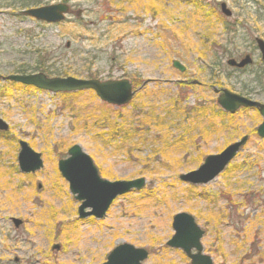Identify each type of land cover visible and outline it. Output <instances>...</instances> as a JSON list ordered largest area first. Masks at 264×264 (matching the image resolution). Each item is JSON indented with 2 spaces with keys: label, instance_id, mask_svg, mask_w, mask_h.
I'll return each mask as SVG.
<instances>
[{
  "label": "rangeland",
  "instance_id": "obj_1",
  "mask_svg": "<svg viewBox=\"0 0 264 264\" xmlns=\"http://www.w3.org/2000/svg\"><path fill=\"white\" fill-rule=\"evenodd\" d=\"M156 1V12L129 0L73 1L82 17L72 14L49 25L21 11L50 0H0L2 77L128 79L135 92L126 109H117L92 91L53 94L0 78V118L10 129L0 133V173H10L15 182L6 188L0 177V264H67L70 255L76 264H103L124 243L149 251L143 264H191L182 251L167 246L178 213L192 215L204 229L203 253L214 264H264V140L257 135L263 119L242 109L218 132L210 130L214 125L207 117L191 111L200 103L217 105L214 87L264 104V63L255 44V38L264 39V0H199L200 6L190 0ZM221 2L232 10V19L217 15ZM209 11L212 36L207 40L204 22L198 26L202 16L194 14ZM247 53L254 54L253 66L242 71L227 66L229 59ZM174 60L185 73L172 67ZM194 81L201 85L187 86ZM172 104L183 111L172 110ZM140 109L149 127L124 141L113 120L140 117ZM184 136L194 145H174ZM244 136H249L247 145L213 182L180 181L207 156ZM20 141L42 154V170L21 173ZM74 145L92 158L102 178H144L146 186L118 198L103 219H80V202L58 171V161ZM53 195L64 204L56 213L48 206ZM12 219L23 225L16 229ZM40 219L47 223L42 234L35 231ZM85 235L96 245L83 259L78 248Z\"/></svg>",
  "mask_w": 264,
  "mask_h": 264
},
{
  "label": "water",
  "instance_id": "obj_2",
  "mask_svg": "<svg viewBox=\"0 0 264 264\" xmlns=\"http://www.w3.org/2000/svg\"><path fill=\"white\" fill-rule=\"evenodd\" d=\"M221 11L227 17L232 16V12L227 8L226 4L221 5ZM69 13L70 9L65 4L31 8L23 12L25 16L47 23L62 22ZM257 45L264 60V41L258 39ZM250 64H252L250 56H246L240 63L235 60L228 61L230 67L238 69H243ZM173 66L181 72L185 71V68L179 62L175 61ZM5 80L25 86H34L52 93L92 90L101 101L115 107L128 105L135 95V92L132 91L131 83L127 80L48 79L43 74L10 75ZM213 91L218 95L217 103L219 107L226 113L234 115L240 109L256 110L263 119L262 124L257 129V134L264 139V104L226 89L219 90L214 88ZM8 129V125L0 119V131H8ZM248 140L249 137L245 136L228 146L221 153L207 156L197 170L180 176V181L193 186L209 184L225 171L248 143ZM18 164L21 171L27 174L35 173L43 168L41 154L36 153L23 141L20 142ZM58 168L62 177L69 183L70 191L76 200L82 202L78 210L81 219L90 216L102 219L114 200L134 190L140 191L146 186L144 178L114 182L102 179L92 158L79 145H74L69 149L68 158L59 161ZM88 208L91 209L90 212L85 211ZM13 223L16 228L22 225V221L16 219H13ZM172 226L175 234L167 243L169 247L181 249L191 260V264H213L211 258L203 254L201 239L204 236V231L196 224L192 216L187 213L177 214L173 219ZM54 249H59V246H55ZM147 257V251L136 249L129 244H123L110 254L108 262L105 264H141Z\"/></svg>",
  "mask_w": 264,
  "mask_h": 264
},
{
  "label": "trees",
  "instance_id": "obj_3",
  "mask_svg": "<svg viewBox=\"0 0 264 264\" xmlns=\"http://www.w3.org/2000/svg\"><path fill=\"white\" fill-rule=\"evenodd\" d=\"M129 1H133V2H138L140 3L146 10L147 9H150L152 12H156L157 11V1L156 0H149V1H146V0H129ZM190 1H193V3H195L197 6H200L201 3L199 2V0H190ZM201 1V0H200ZM144 2V3H143ZM211 12L212 11H209L207 12L206 14H199L197 12H195L194 14V17L196 16H202L200 18H202V22H200L198 24L203 26V22L205 24V29H206V36L205 38L207 40L210 39V37L212 36V32H210L209 28H211ZM217 15L219 16V13L217 12ZM220 17V16H219ZM216 84L215 85H218L219 82H215ZM178 103H182V101L178 100L177 101ZM119 109H126V107L124 108H119ZM175 110V111H179L176 106L174 104H172V110ZM180 111H183L182 109H180ZM179 111V113H180ZM192 112L196 113L197 115L201 116V117H204V118H208L209 121L212 122V124L214 126L210 127V130H213V128H217L218 132H221V131H224L227 129V125H226V122L229 121V119L231 118L230 115L222 112L218 106L216 105L215 101H213V104L209 107V104H204L203 103H200L198 104L197 106H195L192 110ZM188 111L185 109L184 110V114L187 113ZM138 113L141 114V116H135V115H132L133 119L130 120V119H126L124 117H121V118H117L115 120H113V127L115 129V132L122 137V139H124V141H128L129 139V136L131 135V133H137V132H140V130H143L146 128L145 127H149L147 125H145L146 121H145V118H142V109L138 110ZM216 117V119L214 118ZM229 117V118H228ZM134 125H138L139 128H136L134 127ZM153 129H151L152 131ZM149 131V133L151 132ZM205 131V130H204ZM192 144L194 145L192 139L188 136H184L182 138H179L177 140L174 141V145H180V144H185V146L189 145V144ZM168 145L167 143L165 142V145H164V148H167Z\"/></svg>",
  "mask_w": 264,
  "mask_h": 264
},
{
  "label": "bare ground",
  "instance_id": "obj_4",
  "mask_svg": "<svg viewBox=\"0 0 264 264\" xmlns=\"http://www.w3.org/2000/svg\"><path fill=\"white\" fill-rule=\"evenodd\" d=\"M4 175L3 181H2V185L5 186L6 188L11 187L12 185L15 184L14 182V177L10 175V173H0V177H2ZM20 191V190H19ZM21 193L24 194V191H20ZM50 204L48 203V206H50L51 208H53V210L57 212L61 211V209L63 208L64 204L59 200L58 195H53V197H50ZM52 210V211H53ZM54 216H51L49 218V222L51 223L53 220ZM46 222H43V219H40L36 222L35 224V231L42 234L46 231L47 226H46ZM96 245V243L93 241V237L85 235V238L80 242L79 244V248L78 251H81V257L83 259H86L88 256V252L91 250V248H93ZM36 247H39V244L36 245ZM40 257V256H39ZM75 258H73L71 255L70 257L67 258L66 263L67 264H76L75 263ZM43 264H44V260H43Z\"/></svg>",
  "mask_w": 264,
  "mask_h": 264
},
{
  "label": "flooded vegetation",
  "instance_id": "obj_5",
  "mask_svg": "<svg viewBox=\"0 0 264 264\" xmlns=\"http://www.w3.org/2000/svg\"><path fill=\"white\" fill-rule=\"evenodd\" d=\"M247 54H249V53H247ZM252 57H254V54H250ZM241 59H242V57H241ZM240 59V60H241ZM254 59H255V57H254ZM60 248H61V246H59ZM60 250V249H59Z\"/></svg>",
  "mask_w": 264,
  "mask_h": 264
}]
</instances>
